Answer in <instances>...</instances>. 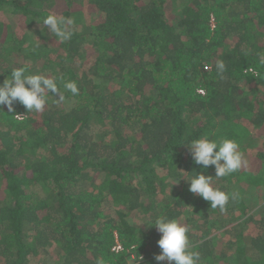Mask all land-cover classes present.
<instances>
[{"label":"trees","instance_id":"obj_1","mask_svg":"<svg viewBox=\"0 0 264 264\" xmlns=\"http://www.w3.org/2000/svg\"><path fill=\"white\" fill-rule=\"evenodd\" d=\"M49 13L74 20L70 40ZM262 57L264 0H0V81L23 67L62 77L65 97L0 110V264H169L160 215L187 226L199 264H264V203L250 214L230 188L264 191ZM202 136L235 140L247 166L201 169L186 143ZM191 173L229 194L224 211L188 191Z\"/></svg>","mask_w":264,"mask_h":264},{"label":"clouds","instance_id":"obj_2","mask_svg":"<svg viewBox=\"0 0 264 264\" xmlns=\"http://www.w3.org/2000/svg\"><path fill=\"white\" fill-rule=\"evenodd\" d=\"M74 20L54 13L47 14L42 20V26L61 42L68 41L73 35L72 26ZM264 63V57L261 58ZM217 67L223 70L224 64L218 62ZM58 79L62 77H50L43 74H28L23 67L14 68L10 75L0 81V110L7 108L9 113H14L17 119H23L25 115L16 113L15 105H22L26 112H42L48 102L49 94L55 95L59 102L65 97L60 94ZM64 88L73 95L78 94L75 81L64 83ZM192 161L207 170H214L215 178L229 176L242 167L247 166L244 153L240 145L233 139L223 138L219 141L208 136L191 140L186 143ZM187 173V172H186ZM188 191L200 196L209 202L212 209L225 210L229 201V194L213 186V176L202 173H191L187 179ZM238 193H232L231 198L236 199ZM140 224H145L141 222ZM160 234L156 241L159 254L154 256L157 262L168 261L169 264H199V252L190 250L189 229L177 219L165 215L157 216L150 222Z\"/></svg>","mask_w":264,"mask_h":264},{"label":"rangeland","instance_id":"obj_3","mask_svg":"<svg viewBox=\"0 0 264 264\" xmlns=\"http://www.w3.org/2000/svg\"><path fill=\"white\" fill-rule=\"evenodd\" d=\"M11 23H14V19L11 20ZM35 35V34H34ZM262 141V139L260 137H255L253 136L252 138V142L255 144V145H258L260 144ZM189 151V150H188ZM230 188L232 189V191H238V190H241V196L244 198L245 200V203L247 205V212L250 213V214H253V213H256L258 210V207L264 203V191L258 187H254V186H250V185H247V186H242V185H231ZM242 188V189H241ZM109 206V205H108ZM108 206H105L104 209L105 210H108ZM134 218V222L137 224V225H140L141 227L147 229L148 226L146 227V223L145 224H140L141 222H144L143 221V218H142V213H138L137 217H133ZM146 222V221H145ZM241 231L243 233H245V235H248L250 234L251 232L254 233V230L253 229H250L248 228V225L244 226V227H241L238 229V232L237 233H241ZM219 230L215 233H218ZM227 237V236H226ZM225 237V238H226ZM222 241V239H220ZM51 249V253L54 254V250L52 248ZM232 257V256H231ZM133 258H131L129 260V263L128 264H133Z\"/></svg>","mask_w":264,"mask_h":264}]
</instances>
